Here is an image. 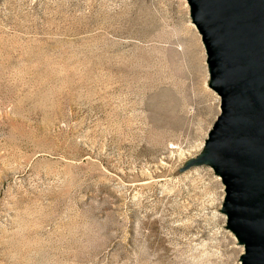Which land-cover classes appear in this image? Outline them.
Masks as SVG:
<instances>
[{
    "label": "rangeland",
    "instance_id": "1",
    "mask_svg": "<svg viewBox=\"0 0 264 264\" xmlns=\"http://www.w3.org/2000/svg\"><path fill=\"white\" fill-rule=\"evenodd\" d=\"M190 24L186 0H0V264H240L219 178L177 172L219 113Z\"/></svg>",
    "mask_w": 264,
    "mask_h": 264
},
{
    "label": "water",
    "instance_id": "2",
    "mask_svg": "<svg viewBox=\"0 0 264 264\" xmlns=\"http://www.w3.org/2000/svg\"><path fill=\"white\" fill-rule=\"evenodd\" d=\"M219 113L178 173L208 167L240 264H264V0H186Z\"/></svg>",
    "mask_w": 264,
    "mask_h": 264
},
{
    "label": "bare ground",
    "instance_id": "3",
    "mask_svg": "<svg viewBox=\"0 0 264 264\" xmlns=\"http://www.w3.org/2000/svg\"><path fill=\"white\" fill-rule=\"evenodd\" d=\"M192 27H193V25L192 24H190ZM201 147V145L199 146V148ZM64 159V158H63ZM217 180H218V178L217 177H215ZM242 252V251H241Z\"/></svg>",
    "mask_w": 264,
    "mask_h": 264
}]
</instances>
